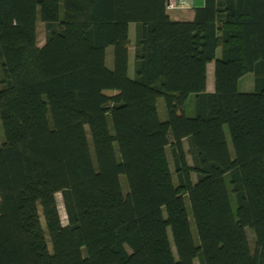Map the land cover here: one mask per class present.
I'll use <instances>...</instances> for the list:
<instances>
[{"label":"trees","instance_id":"obj_1","mask_svg":"<svg viewBox=\"0 0 264 264\" xmlns=\"http://www.w3.org/2000/svg\"><path fill=\"white\" fill-rule=\"evenodd\" d=\"M203 1L0 0V264H264V0Z\"/></svg>","mask_w":264,"mask_h":264},{"label":"rangeland","instance_id":"obj_2","mask_svg":"<svg viewBox=\"0 0 264 264\" xmlns=\"http://www.w3.org/2000/svg\"><path fill=\"white\" fill-rule=\"evenodd\" d=\"M203 2H204L203 0H197L196 6L197 5H200V4L202 5ZM170 14H173V13L171 12ZM134 28H135V26L133 25V28H132V37L131 38H134V31H133ZM45 37H46V28H45V25L43 23H41V22H38V26H37V39H38V44L39 45H42L44 43ZM133 42H134V40H132V42H131L130 55H129V57H130L129 58V75L131 77H134V75H135ZM216 54H217V57H220L221 56V47L218 48ZM106 62H107V65L109 67H113V64H114V55H113V47H111V46L108 47V49H107V61ZM239 90L241 92H252L254 90V74L253 73H247V74H245L239 80ZM108 94H113V93L112 92L111 93L109 92ZM192 97L189 98L188 104H187L189 114H192V111L190 109L191 103L193 101L192 100L193 99ZM157 108H158V112H159L160 118L162 120H165L166 119V106H165V101H164V98L163 97L158 98V100H157ZM226 133H227V138H228L230 150L233 153V147H232V143H231V140H230L229 131H228L227 128H226ZM3 141H4V130H3V126H2V123H1V120H0V144ZM169 158H170V161H171V169H172V171L174 173V168H173V164H172V157H171V155H169ZM194 179H195V177H194ZM174 180H175V182L177 181L176 176H175V173H174ZM121 183H122L123 188L126 190L127 189V182H126V178H125L124 175L121 176ZM57 200H58V206H59V209H60V214H61L62 222L64 224H66V221H67L66 219L67 218H66V213H65V210H64V207H63V203H62L61 194H58L57 195ZM186 204H187L188 211H189V218H190V222H191L193 236H194V239L196 241H198V234H197V230H196V227H195V222H194L193 214L191 212L190 203H189V200L188 199H186ZM42 223L45 226L43 218H42ZM250 231L253 233L252 230H250ZM251 232H248V234H249V240H250L251 244L254 245V242H253L254 235ZM46 236L48 237V243H49V247L51 249V243H50L49 236H48L47 233H46ZM196 264H199L198 261L196 262Z\"/></svg>","mask_w":264,"mask_h":264},{"label":"crops","instance_id":"obj_3","mask_svg":"<svg viewBox=\"0 0 264 264\" xmlns=\"http://www.w3.org/2000/svg\"><path fill=\"white\" fill-rule=\"evenodd\" d=\"M177 2H178L177 8H173V9L167 8L168 13L173 20H191L194 16V7L201 5L200 4V5L196 6L197 0H177ZM171 12L173 14H170ZM133 25L135 26V24H133V23H131L129 25V36H130L131 42H132V40H134V38H131ZM133 31H134V36H135V28L133 29ZM129 55H130V53H129ZM207 71H208V74H207V91L213 92L214 91V61H212L208 64Z\"/></svg>","mask_w":264,"mask_h":264},{"label":"built area","instance_id":"obj_4","mask_svg":"<svg viewBox=\"0 0 264 264\" xmlns=\"http://www.w3.org/2000/svg\"><path fill=\"white\" fill-rule=\"evenodd\" d=\"M177 0H167V8H177Z\"/></svg>","mask_w":264,"mask_h":264}]
</instances>
